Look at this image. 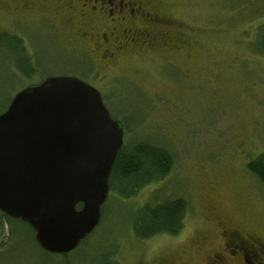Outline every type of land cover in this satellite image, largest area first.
I'll return each mask as SVG.
<instances>
[{"label":"rangeland","instance_id":"1","mask_svg":"<svg viewBox=\"0 0 264 264\" xmlns=\"http://www.w3.org/2000/svg\"><path fill=\"white\" fill-rule=\"evenodd\" d=\"M145 1L155 23H134L154 30L158 43L106 64L85 59L72 40L66 0H0V112L22 87L77 75L119 120L122 145L151 140L173 154L168 174L133 196L109 191L93 233L67 257L0 213V264H204L221 223L264 238V186L247 169L264 159V0ZM5 32L21 39L24 55ZM174 197L188 204L181 230L136 237L135 210Z\"/></svg>","mask_w":264,"mask_h":264},{"label":"water","instance_id":"2","mask_svg":"<svg viewBox=\"0 0 264 264\" xmlns=\"http://www.w3.org/2000/svg\"><path fill=\"white\" fill-rule=\"evenodd\" d=\"M122 142L84 80L50 75L21 88L0 112V212L26 222L47 252L75 249L99 222Z\"/></svg>","mask_w":264,"mask_h":264},{"label":"flooded vegetation","instance_id":"3","mask_svg":"<svg viewBox=\"0 0 264 264\" xmlns=\"http://www.w3.org/2000/svg\"><path fill=\"white\" fill-rule=\"evenodd\" d=\"M66 1V11L62 14L64 26L88 61L97 59L112 64L118 55L132 46L158 43L160 35L134 23L138 19L155 23L145 0ZM220 226V243L206 256L204 264H264L263 237L222 223Z\"/></svg>","mask_w":264,"mask_h":264},{"label":"trees","instance_id":"4","mask_svg":"<svg viewBox=\"0 0 264 264\" xmlns=\"http://www.w3.org/2000/svg\"><path fill=\"white\" fill-rule=\"evenodd\" d=\"M4 35L9 41L16 43L24 52L23 55L25 54L21 39L18 36L6 32ZM258 38L259 48L264 53V26L260 27ZM17 66L19 67V65ZM172 165V152L151 140L143 139L134 141L130 145H121L108 179L109 191L115 192L124 199L129 198L142 186L164 178ZM247 169L264 186V159L258 157L251 160L247 163ZM80 205L77 204V207ZM187 211L188 204L181 197L166 199L162 202H145L133 214L131 222L133 233L142 239L160 233L176 234L183 226ZM103 212L102 204L100 220ZM0 213L6 219L11 218L2 212ZM30 229L34 234L33 229L31 227ZM92 233L93 231L84 237L79 244H85ZM70 252L61 253V255L67 257ZM102 254L100 259L104 261L105 257L108 258L109 255ZM108 264L117 263L108 261Z\"/></svg>","mask_w":264,"mask_h":264}]
</instances>
